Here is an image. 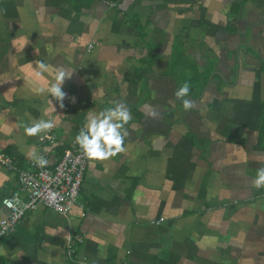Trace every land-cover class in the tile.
<instances>
[{
    "label": "crops",
    "instance_id": "1",
    "mask_svg": "<svg viewBox=\"0 0 264 264\" xmlns=\"http://www.w3.org/2000/svg\"><path fill=\"white\" fill-rule=\"evenodd\" d=\"M109 1L0 0V151L17 169L0 167V219L33 153L51 168L90 116L132 117L125 151L89 159L79 205L25 214L0 264H264V0ZM40 119L51 143L25 134Z\"/></svg>",
    "mask_w": 264,
    "mask_h": 264
},
{
    "label": "built area",
    "instance_id": "2",
    "mask_svg": "<svg viewBox=\"0 0 264 264\" xmlns=\"http://www.w3.org/2000/svg\"><path fill=\"white\" fill-rule=\"evenodd\" d=\"M99 1L109 7L115 5L109 0ZM91 48L92 46L89 45L88 49ZM68 98L69 94L66 93L65 99ZM51 131L40 137L39 142L42 144L51 143L54 140ZM40 156L44 157V155ZM88 162L89 158L84 155L79 145L72 141L51 168L40 167L35 161H30L29 170L18 171L17 190L1 202L7 215L0 219V241L13 231L25 214L36 211L39 206H44L61 215L68 214L78 206V198ZM15 165L13 158L0 151V167L16 171ZM65 241L68 250H71L76 242H82V237L69 235Z\"/></svg>",
    "mask_w": 264,
    "mask_h": 264
},
{
    "label": "clouds",
    "instance_id": "3",
    "mask_svg": "<svg viewBox=\"0 0 264 264\" xmlns=\"http://www.w3.org/2000/svg\"><path fill=\"white\" fill-rule=\"evenodd\" d=\"M47 71V65L39 61L36 65L35 75L41 76ZM67 73L64 71L58 72L55 81L47 88V92L58 102L65 99L66 93L62 91V84L66 79ZM41 91H44L41 89ZM188 83H184L176 92L178 99L183 100L185 110H190L193 107L192 101L184 99L189 93ZM132 119L130 112L122 103H117L114 108L105 109L98 115H92L88 122L75 137V143L82 149L84 155L92 160H107L123 151L124 138L127 135V130L124 128ZM54 122L43 119L34 121L31 126H25V134L28 136H36L41 132L47 133L54 127ZM35 162L40 167H45L48 161L42 156L32 154ZM256 188L264 187V167L257 169L256 178L252 181Z\"/></svg>",
    "mask_w": 264,
    "mask_h": 264
},
{
    "label": "rangeland",
    "instance_id": "4",
    "mask_svg": "<svg viewBox=\"0 0 264 264\" xmlns=\"http://www.w3.org/2000/svg\"><path fill=\"white\" fill-rule=\"evenodd\" d=\"M2 204V203H1Z\"/></svg>",
    "mask_w": 264,
    "mask_h": 264
}]
</instances>
